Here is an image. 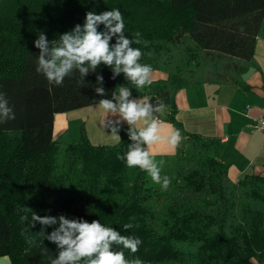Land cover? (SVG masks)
Here are the masks:
<instances>
[{
	"label": "trees",
	"instance_id": "trees-1",
	"mask_svg": "<svg viewBox=\"0 0 264 264\" xmlns=\"http://www.w3.org/2000/svg\"><path fill=\"white\" fill-rule=\"evenodd\" d=\"M113 9L122 13L126 36L134 39L139 32L149 42L131 45L142 51L139 62L167 75L144 87V95L164 102L165 121L182 136L176 154L182 184L171 183L167 190L147 187L145 171L117 159L132 143L129 125L115 145H92L82 125L77 141L53 138L55 114L98 105L118 86L131 84L122 73L111 79V68L103 64L84 83L74 72L62 86L50 84L36 71L34 41L40 32L58 41L75 25L83 26L87 12ZM262 28L264 0H0V91L16 117L0 124V257H9L10 264H51L58 255L56 244L39 233V223L29 227L31 213L17 208L24 205L41 216L99 220L140 238L136 253L113 246L127 260L264 264V177L230 181L225 168L207 155L208 141L188 134L176 120L175 105L179 90L197 84L246 89L242 75ZM97 74L104 77L105 97L95 92ZM186 142L193 146L188 158ZM125 223L134 227L126 231ZM27 227L29 233L22 235Z\"/></svg>",
	"mask_w": 264,
	"mask_h": 264
},
{
	"label": "clouds",
	"instance_id": "clouds-1",
	"mask_svg": "<svg viewBox=\"0 0 264 264\" xmlns=\"http://www.w3.org/2000/svg\"><path fill=\"white\" fill-rule=\"evenodd\" d=\"M100 25L104 26L99 31ZM125 24L119 9L101 12L89 11L86 13L83 26L80 24L70 31L60 35L59 40L49 41L43 32H40L34 45L39 49L36 57L38 73H42L50 84L62 86L66 77L74 72L79 73L80 82L90 72L96 73L100 65L111 68V79L115 80L121 73L135 88H144L152 84V67L141 64L140 48H134L133 43L148 45V41L141 38L139 32L134 39L124 33ZM115 38V43H110ZM97 87L95 92L100 97L106 96L103 87L104 77L96 75ZM2 87V86H0ZM7 94L0 91V124L14 120L15 112L9 105ZM132 97L129 87L120 85L112 92V98H102L98 101V108L103 111L102 124L111 127V136L119 142L118 132L123 122L129 125L127 134L132 142L124 155L117 154V159L125 161L128 168H139L145 171L151 180L167 190L171 184L168 176H161V166L155 161L151 149L154 145L167 141L173 148L179 146L182 140L181 132L173 129L167 135H162L164 124L157 114L163 113L166 105L157 99L153 104L149 97L139 99ZM111 115L115 120H106ZM82 167V165H81ZM20 212L31 213L29 227L39 223L42 228L39 232L44 239L56 244L58 255L51 260V264H144L139 259L127 260L123 251L115 250L116 246L136 253L142 243L140 238L122 235L114 227H107L99 220L88 222L82 218H68L59 216L37 214L33 209L24 205H17ZM21 221H28L27 215H21ZM56 226L51 233L46 234L44 229ZM29 227L22 231V235L29 233ZM132 223H125L123 228L132 229ZM27 243L35 241L28 239Z\"/></svg>",
	"mask_w": 264,
	"mask_h": 264
},
{
	"label": "crops",
	"instance_id": "crops-1",
	"mask_svg": "<svg viewBox=\"0 0 264 264\" xmlns=\"http://www.w3.org/2000/svg\"><path fill=\"white\" fill-rule=\"evenodd\" d=\"M242 78L246 89L228 83H203L181 89L175 94L176 120L188 134L208 141L207 155L225 168L227 177L233 183L246 175L264 177V134L255 129L264 104V28L257 37L253 59ZM151 79L153 82L166 80L167 75L153 70ZM129 88L131 98L146 96L155 104V98L144 95V88L137 89L134 85ZM157 116L164 124L162 135H167L173 127L165 121L166 110ZM103 117L98 105L55 114L53 138L66 143L76 141L82 125L92 145H115L117 141L111 136V127L102 124ZM115 119L117 117L111 115L106 118ZM125 125L127 123L123 122L121 128ZM192 152V144L186 142L184 157H190ZM151 153L158 165L161 160L164 161L161 176H168L171 183L182 184L176 169L177 147L173 148L164 141L154 145ZM148 179L152 181L147 174ZM0 264H10L9 257H0Z\"/></svg>",
	"mask_w": 264,
	"mask_h": 264
},
{
	"label": "built area",
	"instance_id": "built-area-1",
	"mask_svg": "<svg viewBox=\"0 0 264 264\" xmlns=\"http://www.w3.org/2000/svg\"><path fill=\"white\" fill-rule=\"evenodd\" d=\"M255 129L261 134H264V104H262L261 114L255 124Z\"/></svg>",
	"mask_w": 264,
	"mask_h": 264
},
{
	"label": "rangeland",
	"instance_id": "rangeland-1",
	"mask_svg": "<svg viewBox=\"0 0 264 264\" xmlns=\"http://www.w3.org/2000/svg\"><path fill=\"white\" fill-rule=\"evenodd\" d=\"M158 72V71H157ZM80 136V135H79ZM79 139V138H78ZM58 141V140H57ZM77 141V140H76ZM58 142H60V141H58ZM74 142V141H73ZM61 143H66V142H61ZM70 143H72V142H70ZM70 143H66V144H70ZM152 184H154V183H152V181H150L149 179L147 180V182H146V186L147 187H156V186H159V185H152ZM206 201H210V200H206Z\"/></svg>",
	"mask_w": 264,
	"mask_h": 264
}]
</instances>
